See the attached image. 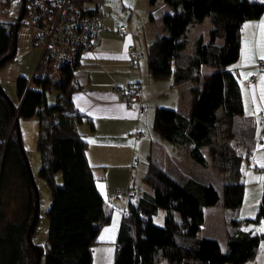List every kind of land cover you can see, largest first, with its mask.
Returning a JSON list of instances; mask_svg holds the SVG:
<instances>
[{"label":"trees","instance_id":"obj_1","mask_svg":"<svg viewBox=\"0 0 264 264\" xmlns=\"http://www.w3.org/2000/svg\"><path fill=\"white\" fill-rule=\"evenodd\" d=\"M82 14L98 19V4L93 0H71ZM154 5L157 0H148ZM169 10L162 15L166 34L157 35L148 46L146 58L156 76L174 73V85L193 82L187 113L158 106L154 112L153 130L160 138L176 147L187 146L193 163L203 167L208 149L212 163L222 178L219 184L205 183L178 173V166L166 167L151 144L142 182L152 192L136 191L129 199L122 217L113 264H245L254 260L264 230L237 229L226 236V251L218 239L200 236L204 208L219 206L239 209L244 197L242 162L250 164L253 155V126L239 116L244 113L238 77L232 65L240 56L241 27L244 21L264 14L262 0H162ZM4 10V7L3 9ZM20 13H23L22 10ZM210 20L208 38L199 37L194 53H183L189 25ZM19 24L0 20V68L15 57ZM118 29V28H117ZM122 32V31H120ZM98 39V38H97ZM79 66V64H78ZM75 71L60 69V77L43 79L22 75L15 80L18 104H14L0 85V264H93L92 246L100 227L109 216L104 199L96 186L93 167L86 156L87 141L76 130L83 119L94 125L92 118L73 107L70 93ZM33 82L35 86L31 84ZM57 88L63 98L48 103L46 91ZM220 111V112H219ZM219 112V113H218ZM62 114L60 126L54 114ZM39 118L38 148L42 153L39 175L51 190L47 210L49 229L47 247L31 240L36 192L21 151L16 117ZM61 119V120H62ZM225 125L222 141L216 140L219 121ZM21 138V137H20ZM18 166L27 188V213L21 222L3 223L1 190L6 169ZM174 170V171H173ZM177 172L178 174H175ZM61 174L60 182L57 175ZM130 189V188H129ZM140 192V191H139ZM221 192V196L220 193ZM117 196L121 194L116 193ZM158 208L166 211L164 224L156 225L153 215ZM178 213L180 219L175 218ZM264 220V181L257 212L252 218H232V227L256 224ZM28 232L30 237H28Z\"/></svg>","mask_w":264,"mask_h":264},{"label":"crops","instance_id":"obj_2","mask_svg":"<svg viewBox=\"0 0 264 264\" xmlns=\"http://www.w3.org/2000/svg\"><path fill=\"white\" fill-rule=\"evenodd\" d=\"M121 2L124 7H128L127 15L118 6H112L111 15L108 12L110 8L98 4L100 22L98 39L94 48L83 54L73 79L77 88L69 96L76 110L92 118L93 129L90 128V123L83 119L76 125V130L88 143L86 156L93 167L96 186L104 199V211L109 216L108 222L101 225L96 242L92 246L93 264L114 263L117 235L129 202L128 198L123 195L117 196L116 193L122 192L120 190L122 184H130L122 193L127 192L131 187H136L132 182V168L134 170L132 164L138 157L137 152L147 151V147L143 139L146 133L144 132L141 138H136L134 134L136 130L144 128L143 122L149 115L146 103L157 95L155 89L160 79L163 78L156 76L158 72L153 71L148 62L144 61L147 51H144L145 58L133 63L128 54V47L133 45L137 51H143L142 43L136 35L137 27H139L135 25L136 17L141 16L145 19L148 14L149 20L162 21L164 13L159 12L163 9L169 10L168 5L162 0H157L154 5H150L148 0H121ZM3 7L4 15L8 19L15 18L20 15L23 0H0L1 11ZM149 24L145 20L146 26L142 25L141 28L143 34H146L147 48L157 36ZM261 24H264V14L259 18L243 22L240 56L232 67L237 74L242 93L244 113L240 119L253 126L255 140L252 159L256 164L245 170V174H249V179L244 181V197L239 209L233 211L223 208L230 217L225 218L227 222L236 217H254L262 193L264 181V167L261 166L264 165V66L257 65V60L262 59L261 53L264 51V31L259 27ZM120 25L125 26L124 32L117 29ZM252 75L255 78L253 82H250L249 77ZM131 83L140 86L144 100L142 111L139 110L137 103L126 104L118 96L117 88L126 87ZM184 84L188 83L174 86L181 88ZM59 97L63 98L60 92L57 99ZM245 99H248V111ZM188 109L189 107L180 112L185 114ZM148 149V152H144L147 157L151 147ZM247 200L248 203H245ZM210 208H216V206L204 208V214ZM215 212V210L212 211V213ZM241 228L263 231L264 220L246 226L232 227L229 224L227 234ZM245 264H264V240L261 241L254 260Z\"/></svg>","mask_w":264,"mask_h":264},{"label":"rangeland","instance_id":"obj_3","mask_svg":"<svg viewBox=\"0 0 264 264\" xmlns=\"http://www.w3.org/2000/svg\"><path fill=\"white\" fill-rule=\"evenodd\" d=\"M96 3L99 5H105L107 6V8H110V11L108 12H110L111 15L112 6L121 7L126 15L129 13L128 7H124L121 4V0H93V2L86 3V5L95 6ZM165 12H167V10L163 9L159 13ZM1 14L2 13L0 10V15ZM23 19L24 22L19 24L16 33L15 57L13 60L8 61L0 68V85L2 86L5 94L14 104H18V96L15 89V80L17 76H25L30 81L35 72L38 64V59L41 54V47L33 44L32 30L30 26L26 24V18L24 17ZM145 20L146 23H150V27L157 35H163L167 33L162 21L149 20L148 14L146 15L145 19H143L141 16L136 17L135 25L139 26L137 27L138 31L136 32V35L137 37H139L138 40L142 43L143 58H145V52L148 49L146 45L148 43V41L146 40V34H143V31L141 29L142 25H145ZM209 27L210 23L207 17L200 23L189 25L187 30V45L182 50V52L188 54L194 53L197 39L199 37H203L205 39L208 38ZM146 59H144V61H147ZM170 71L171 73L169 75L163 77L158 82V87H156L155 89L157 95L146 103V105L148 106L147 114L149 115L147 116V120L143 122L144 128H142V130L146 133L143 139H145L147 151L139 150L137 152L138 157L135 159V163L132 164V166H134V170L132 168V178L134 181L132 180V182L135 184V188L138 193H141L144 190L152 192V190L142 182V172L145 168H147L148 160L147 154L145 153L149 151L148 147H151V142L153 146H155L156 151L158 150L157 153L154 154L156 156L161 154L163 156L162 160L165 166L171 168V170L172 167H174L173 163H175V165L178 166L177 169H179L178 173L180 175L186 178L191 176L196 180L198 179L201 183H208L213 181L214 184H219V181L223 179L221 174L215 168V165L212 163L211 157L206 147H203L202 149L207 159V165L206 167H203L198 163H193L192 160L188 157L187 146L176 147L169 141L160 138V136L152 128L154 112L158 106L184 111L187 110V107H189L190 104V87L193 85V82H190L187 85L184 84L181 88H177L173 84V69H170ZM48 75L51 79H56L55 81H57V78L60 77V71L54 69L53 67H49ZM31 84L35 86L33 82H31ZM58 94L59 90L57 88L48 89L46 91L47 102L54 103L58 97ZM245 100L248 111V99ZM61 117H63L62 114H54L55 121H58L60 126H62L61 122L64 120ZM18 124L21 144L38 193L36 224L34 226L33 232L31 233V240L35 245L42 246L44 249H46L47 233L49 229L47 210L49 209L51 204V190L39 175V169L42 165V153L38 148V142L40 138L39 118L37 115L31 118H22L18 121ZM226 132L227 131L225 129V125L220 120L216 127V140L222 141ZM246 162V160L242 162L243 182L249 179V174H245V170L248 167L254 166L256 164L252 157L249 160L251 164L248 165L246 164ZM178 173L175 172V174ZM57 180L60 182L61 174L57 175ZM129 186L130 184H122L120 190L124 192L126 191L125 189ZM118 192H120L121 195H124L126 193H122L121 191ZM219 193L221 196V192ZM1 199V209L4 213L3 223L21 222L25 219L26 214H28L26 209L27 188L18 166L14 163H11L10 166L6 169L5 178L2 184ZM245 203H248V200L245 201ZM210 209L206 210L204 221L199 234L200 236H207L218 239L221 249L223 251H226V236L230 222H227L225 218L229 217V214H227V212H224L223 208L219 206ZM214 210L216 212L212 213V211ZM165 215L166 211L163 208H158L156 213L153 215L154 224L162 226L164 224ZM175 218L178 220L180 219V216L177 212L175 213ZM40 264H44V256H42ZM158 264L168 263L165 260H162Z\"/></svg>","mask_w":264,"mask_h":264},{"label":"built area","instance_id":"obj_4","mask_svg":"<svg viewBox=\"0 0 264 264\" xmlns=\"http://www.w3.org/2000/svg\"><path fill=\"white\" fill-rule=\"evenodd\" d=\"M22 12L15 18L8 19L1 11L0 20L21 24L26 18V24L32 30V42L41 47L38 64L32 77L43 79L48 75L49 67L60 71L68 67L76 71L81 58L86 51H91L98 38L100 30L99 19L92 14H82L77 4L71 0H23ZM124 32L125 26H118ZM130 60L135 63L143 59V53L129 45ZM257 65L264 66V60L258 59ZM254 75L249 81H254ZM118 96L126 104L137 103L139 110L144 109L141 89L138 84L131 83L126 87L117 88ZM134 136L141 138L144 132L136 130ZM136 191L131 188L128 198Z\"/></svg>","mask_w":264,"mask_h":264},{"label":"water","instance_id":"obj_5","mask_svg":"<svg viewBox=\"0 0 264 264\" xmlns=\"http://www.w3.org/2000/svg\"><path fill=\"white\" fill-rule=\"evenodd\" d=\"M16 125H17L18 138H19V140H20V139H21V138H20V130H19V124H18V119H17V117H16ZM21 151H22V155H23V158H24V160H25L26 166H27V168H28V172H29V176H30V178H31V182H32V184H33V186H34V189H35V192H36L35 211H34L33 221H32V223H31V225H30V228H31L32 224H34V222H35V220H36V215H37V205H38V193H37L36 186H35V183H34L33 178H32V174H31L30 169H29V167H28V162H27V160H26V156H25V154H24V150H23L22 145H21ZM28 237H30V233H29V232H28ZM39 259H40V257H39V255H38V257H37V261H36V264L39 263Z\"/></svg>","mask_w":264,"mask_h":264},{"label":"snow or ice","instance_id":"obj_6","mask_svg":"<svg viewBox=\"0 0 264 264\" xmlns=\"http://www.w3.org/2000/svg\"><path fill=\"white\" fill-rule=\"evenodd\" d=\"M259 27L262 29V31H264V24L259 25ZM261 58L264 59V51H262L261 53ZM261 166L264 167V165H261ZM100 187L102 188L103 186H100Z\"/></svg>","mask_w":264,"mask_h":264}]
</instances>
